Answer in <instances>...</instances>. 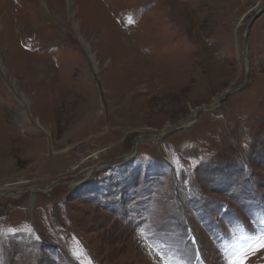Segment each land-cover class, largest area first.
Instances as JSON below:
<instances>
[{"label": "rangeland", "instance_id": "374dc122", "mask_svg": "<svg viewBox=\"0 0 264 264\" xmlns=\"http://www.w3.org/2000/svg\"><path fill=\"white\" fill-rule=\"evenodd\" d=\"M75 1L0 0V264H264V0Z\"/></svg>", "mask_w": 264, "mask_h": 264}, {"label": "water", "instance_id": "95a60500", "mask_svg": "<svg viewBox=\"0 0 264 264\" xmlns=\"http://www.w3.org/2000/svg\"><path fill=\"white\" fill-rule=\"evenodd\" d=\"M264 11V6L262 7V8H260V10L256 13V15L254 16V17H252L250 20H249V22H248V25H247V30H246V32L244 33V48H245V59L247 60V58H246V52H247V31H248V29L250 28V26H251V24H252V22L259 16V14L261 13V12H263ZM236 89V88H235ZM235 89H232V90H230L229 92H233ZM229 92H227V93H229ZM227 93H225L224 95H222L221 97H220V99L221 100H223L225 97H226V94ZM211 109H214V107H202V108H199L197 111H196V114H195V119H196V117L199 115V113L200 112H204V111H208V110H211ZM185 126H187V125H185V124H182V123H179V124H177V125H175L174 127H173V129H170V132L172 131V130H174V129H177V128H181V127H185ZM167 133V132H166ZM163 135H165V133H163V134H161V135H157V136H155V137H159V136H163ZM141 136L142 135H138L137 137H136V141L138 140V139H140L141 138ZM136 143L137 142H135V145H136ZM131 154V153H130ZM130 154H128V155H125V156H122V157H120V158H118V159H124V158H127ZM118 159H113L112 161H115V160H118ZM58 184H69V183H67V182H63V181H59V182H57ZM54 186V184H50V185H48V186H45V187H38V189L39 190H42V191H46V190H49V189H51L52 187ZM29 190H32V189H29ZM16 192H18V191H15V192H13V193H16Z\"/></svg>", "mask_w": 264, "mask_h": 264}, {"label": "bare ground", "instance_id": "6f19581e", "mask_svg": "<svg viewBox=\"0 0 264 264\" xmlns=\"http://www.w3.org/2000/svg\"><path fill=\"white\" fill-rule=\"evenodd\" d=\"M41 1H43L42 3L44 4V7L46 6V8L47 9H50V7H49V4H48V2H47V0H41ZM68 4H69V6L68 7H70V10L73 8V6L75 5L74 3L76 2L75 0H68ZM35 7H38L37 5L35 6ZM40 7H38V9H39ZM46 13V12H45ZM72 16V15H71ZM76 28H78V26H77V24H76ZM87 45V44H86ZM89 47V46H88ZM91 54V57H92V59H93V61L95 62V64H97L96 62H97V60H96V58H95V55H94V53H90ZM6 72V71H5ZM225 94V93H224ZM224 94H222V95H224ZM221 95V96H222ZM195 114H196V111L192 114V116L188 119V120H186V121H184V122H181L182 124H185V125H188V124H190L192 121H194L195 120ZM179 124V123H178ZM175 126V125H174ZM174 126H172V125H169L166 129H165V131H168V130H170V129H173V127ZM165 131H164V133H165ZM135 151H136V149L128 156V157H131V156H133L134 154H135ZM92 169H90L88 172H87V174H85V176H83V178L81 179V181H79V182H77V183H81V182H83V181H85V180H87L88 179V176L91 174V171ZM61 182V181H60ZM71 184H73V183H71Z\"/></svg>", "mask_w": 264, "mask_h": 264}, {"label": "snow or ice", "instance_id": "6c2138e0", "mask_svg": "<svg viewBox=\"0 0 264 264\" xmlns=\"http://www.w3.org/2000/svg\"><path fill=\"white\" fill-rule=\"evenodd\" d=\"M261 246H264V236L261 237ZM231 264V261H230Z\"/></svg>", "mask_w": 264, "mask_h": 264}]
</instances>
